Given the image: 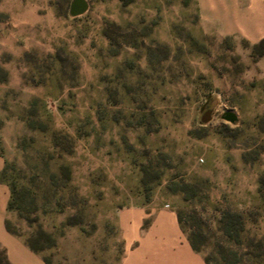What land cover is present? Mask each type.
<instances>
[{"label":"rangeland","instance_id":"rangeland-1","mask_svg":"<svg viewBox=\"0 0 264 264\" xmlns=\"http://www.w3.org/2000/svg\"><path fill=\"white\" fill-rule=\"evenodd\" d=\"M71 1L0 0L13 227L25 237L40 223L55 264H118L114 207L158 193L201 230L204 254L229 248L223 211L241 213L231 259L264 264L259 40L230 28L223 0H85L79 14Z\"/></svg>","mask_w":264,"mask_h":264},{"label":"crops","instance_id":"crops-1","mask_svg":"<svg viewBox=\"0 0 264 264\" xmlns=\"http://www.w3.org/2000/svg\"><path fill=\"white\" fill-rule=\"evenodd\" d=\"M223 2L225 9L236 11L229 24L231 29L239 28L252 41L264 38V0ZM3 166L0 155V172ZM10 198L8 183L0 179V246L11 264H46L27 246L23 236L6 229ZM111 223L121 240L118 264H207L204 253L192 247L169 195L133 194L129 202L114 207Z\"/></svg>","mask_w":264,"mask_h":264},{"label":"trees","instance_id":"trees-1","mask_svg":"<svg viewBox=\"0 0 264 264\" xmlns=\"http://www.w3.org/2000/svg\"><path fill=\"white\" fill-rule=\"evenodd\" d=\"M82 1L85 3V5L84 7L81 8H79L80 0H72L70 2L69 6H70V12L72 14H79L85 10L87 4L85 0ZM74 3L75 5L76 4L78 5L77 8L74 6L72 7ZM254 48L257 50L258 54L263 55L264 38L256 42L254 44ZM66 170H68L67 167ZM68 172L69 170L67 171V173ZM0 179L5 181L4 177L2 176V170L0 172ZM8 185L11 190V198L8 202V210L10 211L14 207L12 201V194L14 195V193L16 192V187L14 183H8ZM177 213H178L179 221L181 223V227L187 233L188 239L192 247L195 250L204 251L206 242L201 234V230L190 221L188 223L184 221L182 210H178ZM220 223H221L220 231L222 232V241L228 243L229 248L225 250L223 246L220 244V242H218L217 247L207 251L204 254L205 261L207 264H238L236 261H233L231 259L232 255H236V251L233 250L230 244L240 245L245 241V238H243V236L241 235V232L243 230L242 214L231 210H225L221 215ZM5 227L9 232L19 236H23L22 233L19 232V230L13 227L9 218L5 219ZM24 240L27 246L31 250L41 254L46 264H55L53 257L45 253L46 248L53 247L56 245L55 239L51 233L47 232L42 227L40 223L37 225L36 230L32 234H29L24 237ZM247 241L252 243L254 242V239L247 238ZM0 261L3 264H11L7 258V254L4 248H2L0 251Z\"/></svg>","mask_w":264,"mask_h":264},{"label":"water","instance_id":"water-1","mask_svg":"<svg viewBox=\"0 0 264 264\" xmlns=\"http://www.w3.org/2000/svg\"><path fill=\"white\" fill-rule=\"evenodd\" d=\"M84 5L85 3L82 0H80L79 8L84 7Z\"/></svg>","mask_w":264,"mask_h":264},{"label":"flooded vegetation","instance_id":"flooded-vegetation-1","mask_svg":"<svg viewBox=\"0 0 264 264\" xmlns=\"http://www.w3.org/2000/svg\"><path fill=\"white\" fill-rule=\"evenodd\" d=\"M73 6H74V7H76V8L78 7V5H77V4L75 5V3L72 5V7H73ZM72 7H71V8H72Z\"/></svg>","mask_w":264,"mask_h":264}]
</instances>
